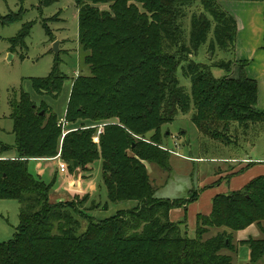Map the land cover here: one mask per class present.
Instances as JSON below:
<instances>
[{"label": "trees", "instance_id": "trees-1", "mask_svg": "<svg viewBox=\"0 0 264 264\" xmlns=\"http://www.w3.org/2000/svg\"><path fill=\"white\" fill-rule=\"evenodd\" d=\"M194 4L199 10H192L186 35L185 15ZM75 6L77 40L90 73L73 79L64 114L67 133L62 136L58 117L44 103L35 106L26 92L10 100L16 155H4L11 148L0 144V199L18 201L20 211L14 238L0 242V264H231L220 251L231 249L233 234L251 224L262 236L240 244L248 247L251 262L258 261L264 254V175L214 195L209 213L196 215V235L190 238L182 231L184 222L171 221L169 212L177 207L186 212L198 190L191 189L186 198L157 197L146 167L170 169L161 126L191 110L197 129L217 141L238 146L264 132V110L255 108L257 83L244 73L248 62L233 55L234 17L218 0H75ZM15 16L0 17V25ZM30 25L11 40L12 48ZM210 30L209 51L217 45L233 55L237 77L230 75L232 60L210 65L193 60ZM211 67L226 74L216 78ZM178 68L190 91L180 85ZM63 79L55 63L46 77L33 78L32 86L50 93ZM113 119L95 143V126ZM58 154L73 183L100 159L107 201L84 207L86 195L50 200L51 184L35 178L27 162L50 161ZM130 200L137 205L103 220L88 213ZM211 227L226 229L203 239Z\"/></svg>", "mask_w": 264, "mask_h": 264}, {"label": "rangeland", "instance_id": "rangeland-1", "mask_svg": "<svg viewBox=\"0 0 264 264\" xmlns=\"http://www.w3.org/2000/svg\"><path fill=\"white\" fill-rule=\"evenodd\" d=\"M97 6L100 9H108L106 4ZM192 10H199L197 4H194L186 12L184 19L187 26L186 35H189L188 26H190ZM6 15H16V19L11 23L4 26L0 25V144L11 148L4 154L9 157L16 153L13 148L15 136L12 132V120L9 117L11 112L10 100L13 97L17 98L21 91L26 92L35 106L44 103L58 118H62L67 107L68 94L73 79L77 75L89 74L90 69L83 62V54L77 40L75 0H0V17ZM27 23H31L27 34L21 42L12 48L11 40L19 34ZM44 23L50 29V35L46 33ZM211 37L212 30H210L208 40L199 48L197 57L194 59L192 57V59L207 65L220 60H232L230 75L235 77L238 65L233 63V55L223 51L217 45H214L213 50L209 51ZM55 41L58 42V52H55L53 48ZM55 63L58 72L64 77L60 89L50 93L43 90L42 92L36 91L32 86V79L46 77ZM211 73L217 78L224 76L226 71L222 68L211 67ZM176 75L180 85L184 86L186 91H190V81L182 75L181 68L177 69ZM192 112L191 110L186 114H178L172 122L161 126L162 145L172 151L169 156L170 169L163 170L156 165L146 163L149 168L150 181L156 190L155 195L157 197L167 199L190 197L191 189H198L200 182H207L204 181V178H211V180L216 178L217 181L218 178L219 180L227 179L230 175L228 174L230 170H227L229 163L220 162L221 160H217V158L229 157L230 155L242 157L248 151L244 143L235 146L234 142L217 141L201 133L191 119ZM113 122L116 120H110L108 123ZM67 126V124L62 125L61 128L66 130L69 128ZM231 134V137L236 140V132L232 131ZM99 135L97 132L94 135V137L97 136V143ZM199 156L204 159L194 160L198 159ZM189 157H195L194 161ZM59 162V159L50 161L29 159L27 162L28 171L35 178L51 184L50 200H71L74 195H79V197L86 195L84 207H90L92 202L103 204L107 201L106 189L102 182L100 159L93 161L89 175L82 174L83 177L79 180L76 179V183L72 182L68 172L59 171ZM219 172L224 173L219 177L217 175L220 174ZM136 205V201L109 202L106 209H93L89 210L88 213L98 220H103L114 215L117 210ZM19 211L20 204L18 201L0 199V242H8L14 238L19 224ZM186 212L179 214L176 221H183V233L193 238L196 235V218H193V213L188 214L187 212L186 214ZM251 225L255 226L251 228L255 238H260L262 235L257 225ZM262 226L264 227V222ZM84 228L85 221L82 220L81 231ZM223 229L226 228L211 227L203 234L202 238L208 239ZM253 233L250 234L253 235ZM237 243L233 237L232 248H223L220 251L222 254L231 257V264H264V254L258 261L251 262L248 247Z\"/></svg>", "mask_w": 264, "mask_h": 264}, {"label": "crops", "instance_id": "crops-1", "mask_svg": "<svg viewBox=\"0 0 264 264\" xmlns=\"http://www.w3.org/2000/svg\"><path fill=\"white\" fill-rule=\"evenodd\" d=\"M218 1L223 9L231 14L236 21L233 55L235 61L248 62L244 67V73L257 83V102L255 108L262 111L264 110V0ZM238 75L239 68H237L235 77ZM58 119H61V117ZM245 144L248 151L244 156L230 155L229 157L221 156L217 158V160H221L220 162L229 163L227 170H230V173L228 172L230 175L227 179L222 178L219 180L218 178L219 181L215 183L217 181L215 180L216 178L213 180L211 178H204V181L206 180L207 182H200L198 184V189L196 188L198 190L197 199L187 206V212L188 214L193 213V218H196L198 213H209L211 199L217 193L238 190L254 177L264 175V132L253 143L247 142ZM189 158L192 161L204 159L201 156L197 157L198 159H194L195 157ZM219 173L217 175L220 177L224 172ZM181 213H184L183 207L171 209L169 212L170 220L176 221ZM252 227L255 226L249 225L234 234V240L238 242V245L240 241L246 240L250 236L255 237L251 231ZM250 233H253V235ZM247 235L250 236L247 237Z\"/></svg>", "mask_w": 264, "mask_h": 264}, {"label": "built area", "instance_id": "built-area-1", "mask_svg": "<svg viewBox=\"0 0 264 264\" xmlns=\"http://www.w3.org/2000/svg\"><path fill=\"white\" fill-rule=\"evenodd\" d=\"M58 124L61 125V126L62 125L65 126L67 124V122H66L65 118L62 117L61 119H59ZM106 124H109V123L108 122H105V123H102V124H99V125L95 126V127H98L97 135H99L100 133H102L103 126H105ZM62 131H63L62 136L67 133V130H64L63 129ZM96 137H93V141L95 143H97V138ZM161 148L164 149V150H168L169 152H172L170 149H167L166 147H161ZM56 158L59 159V154L55 158H53V159H56ZM58 169L62 173L65 172V165H64V163L62 161L59 162Z\"/></svg>", "mask_w": 264, "mask_h": 264}, {"label": "water", "instance_id": "water-1", "mask_svg": "<svg viewBox=\"0 0 264 264\" xmlns=\"http://www.w3.org/2000/svg\"><path fill=\"white\" fill-rule=\"evenodd\" d=\"M57 41H55L54 42V44H53V48H54V50H55V52H58V50H57ZM44 114V110H41L40 111V115H43ZM77 179V177L75 178V180ZM76 182V181H75Z\"/></svg>", "mask_w": 264, "mask_h": 264}]
</instances>
